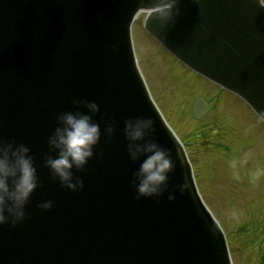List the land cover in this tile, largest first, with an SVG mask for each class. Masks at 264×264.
<instances>
[{
  "label": "water",
  "instance_id": "water-1",
  "mask_svg": "<svg viewBox=\"0 0 264 264\" xmlns=\"http://www.w3.org/2000/svg\"><path fill=\"white\" fill-rule=\"evenodd\" d=\"M161 7L162 0H0V140L28 146L39 177L25 220L0 225V264H230L186 158L136 70L128 26L138 9L154 8L147 30L264 118V6L260 0H179L172 21L158 18ZM73 98L99 105L93 120L101 128L94 156L84 171L74 170L84 181L76 191L62 187L44 165L46 155L55 156L47 138L57 116L87 112ZM206 108L202 100L193 116ZM132 117L153 119L148 138L175 163L160 196L137 199L132 176L140 161L130 159L124 135V121ZM46 200L52 208H39Z\"/></svg>",
  "mask_w": 264,
  "mask_h": 264
},
{
  "label": "rangeland",
  "instance_id": "rangeland-1",
  "mask_svg": "<svg viewBox=\"0 0 264 264\" xmlns=\"http://www.w3.org/2000/svg\"><path fill=\"white\" fill-rule=\"evenodd\" d=\"M132 29L140 68L184 143L200 193L226 232L233 263L264 264V128L240 101L196 82L146 38L139 19ZM197 93L212 103L199 120L190 115Z\"/></svg>",
  "mask_w": 264,
  "mask_h": 264
},
{
  "label": "clouds",
  "instance_id": "clouds-1",
  "mask_svg": "<svg viewBox=\"0 0 264 264\" xmlns=\"http://www.w3.org/2000/svg\"><path fill=\"white\" fill-rule=\"evenodd\" d=\"M179 0H162L158 18L172 21L179 14ZM264 5V0H260ZM73 104L83 105L87 112L65 111L57 116L58 124L47 138L50 152L44 165L53 179L62 187L76 191L84 186L83 179L76 177L75 171H84L88 161L94 156V148L100 142V124L93 120L99 112L95 101L73 98ZM111 123L105 126L106 134L114 132ZM155 126L150 117H132L124 121V135L128 141L127 152L132 161H140L132 176L137 199L160 196L168 188L169 173L175 163L168 149L154 138ZM39 185L37 167L31 149L23 143L17 144L0 140V225L11 223L15 226L26 218V205ZM186 185H180L183 191ZM170 200L174 199L169 195ZM53 206L52 200L38 205L43 210Z\"/></svg>",
  "mask_w": 264,
  "mask_h": 264
}]
</instances>
